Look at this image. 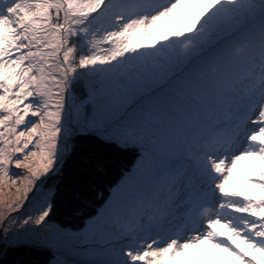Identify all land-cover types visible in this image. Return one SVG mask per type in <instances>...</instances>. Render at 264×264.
Here are the masks:
<instances>
[{
    "label": "snow or ice",
    "instance_id": "obj_1",
    "mask_svg": "<svg viewBox=\"0 0 264 264\" xmlns=\"http://www.w3.org/2000/svg\"><path fill=\"white\" fill-rule=\"evenodd\" d=\"M184 2L0 0V188L15 185L17 193L0 210L5 247L50 249L47 233L40 235L50 199L13 213L58 173L76 135L97 133L139 145L142 168L102 225L112 231V222L133 217L120 229L115 258L103 264H167L201 242L253 264L234 238L264 255V197L226 191L239 160L264 161V0H205L182 28L161 33L158 21ZM129 57L138 63L129 67ZM164 77L165 88L153 87ZM116 78L120 87L109 88ZM137 91L146 94L127 105ZM70 100L91 105L77 111L75 124ZM174 156L187 158L175 172L163 167ZM185 172L183 203L200 213L199 229L182 239L145 236L141 218L167 210ZM244 178L264 191V171Z\"/></svg>",
    "mask_w": 264,
    "mask_h": 264
},
{
    "label": "rangeland",
    "instance_id": "obj_2",
    "mask_svg": "<svg viewBox=\"0 0 264 264\" xmlns=\"http://www.w3.org/2000/svg\"><path fill=\"white\" fill-rule=\"evenodd\" d=\"M157 2L165 3L166 0H157ZM206 6L207 4L205 3V0H185V2L181 5V8L174 11L170 16L164 17L158 21L156 27L161 33L170 34L171 32L183 27V20L186 14H191L194 16ZM256 17V22L258 24L259 12H257ZM128 61L131 62L129 67L138 63V61L134 60L132 57H129ZM128 61H126V63H128ZM238 71L241 75H243L245 68L241 66ZM87 79L95 81L96 77L86 76L85 80ZM167 79L168 77H164L161 79L162 83L155 87L162 89L165 88ZM106 83L107 86L112 89H118L120 87L119 78L106 81ZM145 94L146 93L144 92L137 91L134 95L129 96L127 105L136 104L137 101H139ZM79 96L80 93L78 92L77 97ZM69 103H73V101L70 100ZM77 111H80L81 113L85 111L90 112L91 105H87L84 108H78L77 104L73 103L72 122L74 124L77 122ZM174 157H179V162L177 158ZM174 157L169 158L165 162L166 165L163 166L165 169H171L173 172H175L176 169H181L187 164V158L184 159L180 156ZM138 160L139 167H141V154H139ZM249 169H252L253 171L249 172ZM260 171H264V161H260L254 157L239 160L237 163V170L231 174L228 184L226 185V191L238 193L237 191L239 189L246 188L250 193H254L256 191L264 193V191L254 188L251 184L247 183L244 178L245 176L258 178ZM140 172L136 173L135 170L131 169L130 173L126 175H131V177L133 175L137 176ZM187 175L188 173L185 172L183 176L176 177L174 183L177 191L173 193L166 211L158 212L152 209L149 210V215H155L153 220L154 222H159L158 225L160 229V232L158 233L150 232L149 237L160 238L164 240L175 237L182 239L187 235L193 234L199 229L201 220L200 213L193 214L191 209L183 203L187 199V196L182 190V185L185 183ZM47 184L48 178L43 184L40 185V192L37 193V196L30 197L32 202L26 204L24 208H21L17 213H13V215L20 216L28 212H32L35 208L39 207V205L45 199H50L51 201L52 190L49 188V186H47ZM117 186H119V190H115V188L111 189L108 197L106 195H98V197L102 196L100 200L106 198L104 205L99 208H94L96 214L94 216L93 223L92 218L89 219L87 226H85L83 229L81 228L77 231H72L70 228H67L66 230V228L59 227V224L56 222H51V220L48 219V223L40 230L41 236L47 233L50 248L52 249V256L48 264H56L57 261H59V264H103V262L115 258L113 250L118 251L120 246L121 236L118 233L120 232L119 227L121 226V223L119 221L112 222L111 228L115 229L112 231L106 230L104 227H102V225L104 224L105 220L111 216L112 207L117 201L116 195L118 191L119 193L124 191L122 190L123 185L121 183H118ZM15 187V185L11 186V190H9L8 186H3L0 188V210H2L5 206L3 203L4 201L10 202L15 199V196L17 195L15 192ZM245 190H243L241 193H243ZM216 202H219L218 198ZM98 203L102 202L99 201ZM203 222L206 223V220ZM164 223H167L166 227ZM99 228L100 231L103 232L102 234H98ZM92 229L95 231H92ZM215 230L217 232H226V230L220 225H217ZM1 242L5 247L6 242L2 238H0V243ZM92 242L100 245L92 246ZM107 242H109L110 245L103 246V244ZM233 246H238L242 254L247 259L252 260L253 264H264V255L252 250L240 239L234 238ZM196 258L201 259V261L199 260V262H195ZM173 261L174 264H190V262H194L195 264H240V261L237 260L235 256L229 255L226 252H222L206 242L198 243L194 247L186 249L182 253H177V255L173 258ZM173 261H169L167 264H173Z\"/></svg>",
    "mask_w": 264,
    "mask_h": 264
},
{
    "label": "trees",
    "instance_id": "obj_3",
    "mask_svg": "<svg viewBox=\"0 0 264 264\" xmlns=\"http://www.w3.org/2000/svg\"><path fill=\"white\" fill-rule=\"evenodd\" d=\"M161 83L160 79L153 87ZM72 144L73 150L65 157L58 173L48 177L47 186L52 190L50 202L53 205L49 220L66 230L70 228L72 231H77L91 218L93 223L96 214L94 208L97 207L103 195L108 197L111 189L117 187L116 190H118V183L124 181L129 184L135 177V175L131 177L126 174L130 173L133 166L139 164L138 156L141 154V148L139 146L125 147L117 141L101 138V135L97 133L78 134L73 138ZM174 158H177L179 162V157ZM165 162L163 166L166 165ZM138 168V172L142 171L141 167ZM245 189L241 188L237 192L241 193ZM243 193L257 198L264 197V193L257 191L250 193L248 189ZM98 195L102 196L98 197ZM102 200L105 201L106 198ZM122 224L125 226L124 222ZM92 231L95 230L92 229ZM97 245L100 244L92 242V246ZM109 245L108 242L103 244V246ZM6 248L1 242L0 264H48L52 256V249L46 247L9 246ZM199 260L201 261L196 258L195 262ZM190 264L195 263L190 262Z\"/></svg>",
    "mask_w": 264,
    "mask_h": 264
},
{
    "label": "bare ground",
    "instance_id": "obj_4",
    "mask_svg": "<svg viewBox=\"0 0 264 264\" xmlns=\"http://www.w3.org/2000/svg\"><path fill=\"white\" fill-rule=\"evenodd\" d=\"M139 164H137L136 166H133V170H135V172L137 173L138 171H139ZM127 174H129V173H127ZM128 180H131V179H129V178H127ZM127 179L125 180V181H127ZM128 183V182H127ZM126 182H124V181H121V184L123 185V187H122V190H126V188L128 187V185L129 184H127ZM119 188V187H118ZM117 189V187L115 188V190ZM119 190V189H118ZM123 192V191H122ZM110 193V192H109ZM117 193V192H116ZM118 193H119V191H118ZM117 193V194H118ZM121 193V192H120ZM117 196V195H116ZM100 202H102V203H98L97 204V207L99 208V207H101L102 205H104V201L103 200H100ZM99 205V206H98ZM192 224V223H191ZM85 226H87V224H85L84 225V227H82V229L83 228H85ZM150 226H151V222H149V220H148V222H146V224L143 226L145 229H149L150 228ZM98 229V228H97ZM113 230H115V229H113ZM101 233H103V232H101L100 231V228H99V230H98V234H101ZM156 233V232H155ZM119 234V233H118ZM195 251H196V249H195Z\"/></svg>",
    "mask_w": 264,
    "mask_h": 264
}]
</instances>
